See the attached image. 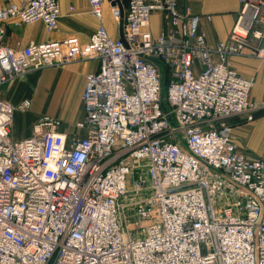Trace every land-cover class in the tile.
Listing matches in <instances>:
<instances>
[{
	"label": "built area",
	"instance_id": "2783aa9c",
	"mask_svg": "<svg viewBox=\"0 0 264 264\" xmlns=\"http://www.w3.org/2000/svg\"><path fill=\"white\" fill-rule=\"evenodd\" d=\"M98 21L85 43L0 44V264H264V150L239 148L227 118L257 106L235 55L264 59V0H238L229 36L207 46L179 0H109L122 36ZM165 16L153 35L151 16ZM59 0H8L3 23L58 27ZM98 61L85 76L80 137L43 115L14 139L8 82ZM164 79L165 83H164ZM131 187L128 188V185ZM124 199V200H123Z\"/></svg>",
	"mask_w": 264,
	"mask_h": 264
},
{
	"label": "crops",
	"instance_id": "0c3cea01",
	"mask_svg": "<svg viewBox=\"0 0 264 264\" xmlns=\"http://www.w3.org/2000/svg\"><path fill=\"white\" fill-rule=\"evenodd\" d=\"M17 1L21 2L22 0ZM7 2L8 0H0V7L5 6ZM179 2L181 5L190 6L191 11L199 15L198 29L203 33L207 46L213 47L217 41L228 38L239 9L238 0H179ZM59 4L60 14L58 27L55 31L47 32L41 22L19 24L16 18H8L3 23L4 34L0 38V44L12 48H21L30 41L58 39L80 44L87 42L90 34L98 25V21L90 13L88 1L59 0ZM121 4L124 7L125 0H121ZM164 18L165 16L161 12L152 14L150 29L153 35L165 31ZM101 21L110 36L119 35L120 26L111 14L109 0L103 2ZM231 62L233 69L239 75L254 78L255 84L250 92V100H264V59L235 55L231 57ZM52 68L54 69L28 73L8 82L1 89V96L13 105H17L24 98H28L32 108L34 102H32L30 95L36 93L57 95L60 98L58 102L61 106V117H65V122L61 123L60 130L66 133L68 137H80L83 135V131L77 130L74 125L83 115L81 93L85 76L98 69V61L95 59L76 60ZM40 117L41 115L33 114L31 128L26 133H17V136L13 135L12 121V137L21 139L30 135L33 123ZM242 117V115H236L227 118V121L233 126L232 132L235 133V141L240 149L242 146L239 144V140L246 142L245 137L248 136V131L252 130L250 134L252 137L264 135V116L253 117L251 121H243L244 124L240 120ZM77 131L80 133L78 134ZM248 146L250 148L258 146L264 148V142L261 145L253 142Z\"/></svg>",
	"mask_w": 264,
	"mask_h": 264
},
{
	"label": "rangeland",
	"instance_id": "374dc122",
	"mask_svg": "<svg viewBox=\"0 0 264 264\" xmlns=\"http://www.w3.org/2000/svg\"><path fill=\"white\" fill-rule=\"evenodd\" d=\"M52 69H54L52 68V66L42 67L39 69L30 70L24 75H27L28 73H32V72L37 73L40 71L52 70ZM30 96H31L32 102H34V104L32 105V108L26 111H22L18 109L14 112L13 120H12L13 121L12 122V127H13L12 132L14 133L13 135L17 136V133L18 134H22L23 132L26 133L31 128V121L33 119V114H36V115L38 114L41 116L47 115L52 118L59 119L60 126L62 122H65V117H61V112H60L61 106L59 105V102H58L60 98L57 95L54 96L53 93H47V94H37L36 93ZM252 102L257 106V108H255L252 111L253 117L264 116V100L252 101ZM80 108L81 107L79 104V110L81 111ZM242 116L243 117L240 120L242 121V124H244L243 121L246 122L248 120L246 119V116L244 114H242ZM77 132L78 134L80 133L79 131ZM248 133H249L248 136L245 137L246 142L243 140L242 141L239 140V144L242 146V149L246 153L250 155L258 156L263 152L264 148H261L259 146L256 148L254 147L250 148L248 145L253 144V142L259 143L261 145L264 142V135H261L260 137L258 136L252 137L250 136V134L252 133V130L248 131ZM234 135L235 133H233V136ZM130 187H131V184L128 185V188Z\"/></svg>",
	"mask_w": 264,
	"mask_h": 264
},
{
	"label": "water",
	"instance_id": "95a60500",
	"mask_svg": "<svg viewBox=\"0 0 264 264\" xmlns=\"http://www.w3.org/2000/svg\"><path fill=\"white\" fill-rule=\"evenodd\" d=\"M119 36H120V37L122 36L121 30H120V32H119ZM165 80H166V79H164V83H165Z\"/></svg>",
	"mask_w": 264,
	"mask_h": 264
}]
</instances>
